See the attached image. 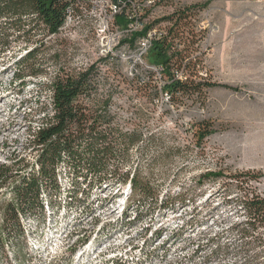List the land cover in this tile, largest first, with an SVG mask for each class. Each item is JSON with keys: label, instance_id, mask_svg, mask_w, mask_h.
Instances as JSON below:
<instances>
[{"label": "rangeland", "instance_id": "obj_1", "mask_svg": "<svg viewBox=\"0 0 264 264\" xmlns=\"http://www.w3.org/2000/svg\"><path fill=\"white\" fill-rule=\"evenodd\" d=\"M192 4L199 13H191ZM163 13L180 19L183 37L173 41L183 66L172 71L215 83L203 95L169 100L161 67L147 53L138 58L137 40L116 42L131 32L102 29L97 4H85L51 35L35 24L16 37L10 18L0 19V175L1 165L10 173L24 164L25 173L37 169L29 141L52 111L50 82L94 64L93 97L101 105L92 107L115 144L98 175L126 177L114 189L85 187L83 178L94 175L84 170L73 190L67 159L59 163L60 190L47 206L42 198V210L20 214L23 234L8 231L0 264H264V216L253 227L240 207L246 198H264V4L174 0ZM154 17L166 34L173 20ZM30 47L35 58L18 67ZM207 125L211 133L198 142L195 131ZM211 172L220 175L197 180ZM134 173L153 200H141L138 189L121 216L119 201ZM11 195L8 181L0 187V225ZM238 223L244 233L234 228Z\"/></svg>", "mask_w": 264, "mask_h": 264}, {"label": "trees", "instance_id": "obj_2", "mask_svg": "<svg viewBox=\"0 0 264 264\" xmlns=\"http://www.w3.org/2000/svg\"><path fill=\"white\" fill-rule=\"evenodd\" d=\"M208 3L209 1H206L204 4ZM69 5V0H0V19L10 18V21L14 24L13 27H15L16 37H20V34L26 31L33 30L35 24L42 25L43 30L48 35L56 34L65 20ZM162 19L173 20L171 27L168 28L166 34L154 38L147 50V56L151 58V64L160 66L162 74L166 76L165 83L161 87L162 90L166 92L168 99L171 101H178L185 96L190 97L194 94L203 95L205 89L213 87L215 83L192 73L187 76L184 75L183 78L174 74L172 67L181 68L185 59L181 50H173L174 39L183 38L177 26L180 19L174 18L173 15L162 17ZM116 21L118 24H124L125 22L123 17H117ZM29 24L32 27H28ZM26 26L29 29L25 30ZM149 27L147 25L142 30L131 32L129 37L122 39L120 43L129 42V45L133 46L139 37L147 33ZM1 45L4 46L5 44L2 43ZM35 56L36 47H30L21 56V60L17 62L18 67L32 62ZM187 66L189 69L190 63H187ZM94 68V64H91L75 73L57 75L50 82L52 111L50 115H43L41 124L34 130L29 141L33 148L38 151L37 169L31 166L28 173H25L29 166L24 164V167L22 166L19 171L10 173L5 165H1L6 170L2 171L5 176L0 175V187L5 186L9 181L12 195L3 207V218L0 225V250L4 248L8 231L13 232L15 236L23 234L19 222L20 214L27 211L31 213L42 210L44 208L42 198L47 197V206L52 197L60 190L55 172L57 165L65 159H67L66 162L74 174L71 183L73 190L77 188L79 184L77 178L83 176L84 170L90 171L94 175L93 179L86 180V178H83L81 183L85 187L97 183L98 186L105 185L114 189L113 187L116 184L126 181V177L109 179L98 175L101 169L106 166L108 160L113 157L112 152H114L113 147L115 144L114 141L110 140L114 132L111 129L108 131L102 130L101 125L104 119L92 107L93 104L101 105L93 97L96 92ZM37 74V72L33 73V76ZM23 78L24 76L20 77V79ZM22 84H25L24 81ZM88 101L92 104L90 105ZM210 133L209 125L198 126L195 136L197 141L201 142ZM123 139L128 143L135 141L134 139H125L124 136ZM83 144L84 149L79 150L80 145ZM29 172H31L30 175ZM219 175L216 172L204 173L197 180L200 182L201 178ZM4 177L6 178L5 181H3ZM138 189L142 192L139 195L141 200L152 199V196H149L141 182L137 180V175L132 174L129 179V192L123 196L124 204L120 212L121 216L127 214L128 202L132 200V194ZM46 192L47 195H45ZM52 192L53 195H51ZM113 196L114 194L110 195L111 198ZM240 207L252 218L250 224L253 227L257 222L263 220L264 198H258L257 196L251 199L246 198ZM137 215L135 214V217ZM239 224L234 225V228L240 233H244L245 228H240ZM20 248L23 250L24 244L20 243Z\"/></svg>", "mask_w": 264, "mask_h": 264}, {"label": "built area", "instance_id": "obj_3", "mask_svg": "<svg viewBox=\"0 0 264 264\" xmlns=\"http://www.w3.org/2000/svg\"><path fill=\"white\" fill-rule=\"evenodd\" d=\"M70 5L67 10V15L61 27L68 25V19L75 14L82 13L84 5L87 3L97 4L102 10V20L99 26L106 30L110 26L116 25L123 28L124 32H134L142 30L145 26L149 25L147 33L139 37L136 41V49L138 58L147 53L148 48L151 45V41L157 36L161 35V31L158 30V24L154 23L155 15L163 17V9L170 1L174 0H69ZM247 2L264 4V0H246ZM180 4V3H177ZM191 13L194 15L199 13L198 7L194 4L188 7ZM185 7L182 6V10ZM160 12V13H159ZM159 13V15H158ZM206 19L208 15L205 13ZM117 17H123L124 24H118ZM156 17V18H158ZM157 20V19H156ZM117 43L120 41L117 40Z\"/></svg>", "mask_w": 264, "mask_h": 264}]
</instances>
